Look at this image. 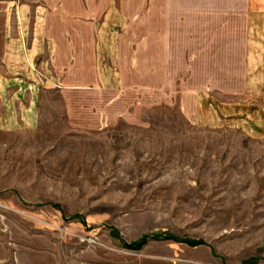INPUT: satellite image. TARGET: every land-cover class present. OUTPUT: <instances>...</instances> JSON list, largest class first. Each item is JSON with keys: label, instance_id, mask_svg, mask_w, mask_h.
<instances>
[{"label": "rangeland", "instance_id": "374dc122", "mask_svg": "<svg viewBox=\"0 0 264 264\" xmlns=\"http://www.w3.org/2000/svg\"><path fill=\"white\" fill-rule=\"evenodd\" d=\"M71 2L0 0V85L22 80L7 38L44 35ZM128 15L109 85H94L99 30L80 25L78 59L64 44L37 72L36 128L0 129V264H264V139L227 106L199 112L181 59H152L181 22Z\"/></svg>", "mask_w": 264, "mask_h": 264}, {"label": "crops", "instance_id": "0c3cea01", "mask_svg": "<svg viewBox=\"0 0 264 264\" xmlns=\"http://www.w3.org/2000/svg\"><path fill=\"white\" fill-rule=\"evenodd\" d=\"M148 5L153 28L169 29L171 22L178 20L175 22H181L183 29L179 42H174L170 33L157 47L154 40L152 59L156 52L166 62L181 59L184 78L189 82L196 78V88L189 91L198 94L199 112L214 109L218 116L220 105L227 106L232 110L231 121L251 124L256 135L264 139V0H72L70 7L62 4L46 16L44 35L36 32L39 22L35 21L32 40L25 35L7 38V45H12L10 52L24 64L15 73L22 77L21 84L7 81L0 85L1 99L5 101L0 129L36 128L38 93L44 89L37 72L47 68L49 58L56 59L61 54L64 44L70 46L71 60L78 59L80 25L99 30L93 34L98 44H94L95 48L99 49L95 55L108 65L96 74L94 85H109L115 34L128 26V14H135L137 25ZM55 21L64 24L54 25ZM56 29H63V36L55 33ZM178 52L181 57L176 58ZM220 97L231 100L223 103Z\"/></svg>", "mask_w": 264, "mask_h": 264}]
</instances>
